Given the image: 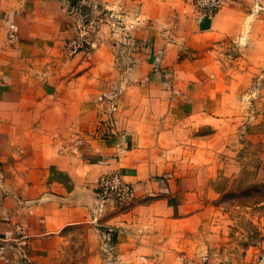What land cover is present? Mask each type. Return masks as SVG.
I'll return each instance as SVG.
<instances>
[{
    "label": "crops",
    "instance_id": "obj_1",
    "mask_svg": "<svg viewBox=\"0 0 264 264\" xmlns=\"http://www.w3.org/2000/svg\"><path fill=\"white\" fill-rule=\"evenodd\" d=\"M61 3L0 0V241L12 237L16 224L24 225L30 235L25 248L34 264L53 261L66 243V227L92 222L97 181L105 173L119 172L135 186L138 198L154 196L142 207L156 217L175 209L166 192L190 198L187 163L192 158L185 150L191 146L181 144L186 129L175 125L221 111L212 109L217 92L203 90L212 83L191 78L190 66L172 59L174 40L165 55L162 41L172 33L165 22L173 10L170 0H140L132 16L139 26L130 35L141 49L110 46L106 66L112 74L103 75L95 53L87 67H77L79 76L59 81L62 91L54 94L52 13ZM245 4L237 0L202 18L205 29L197 33L213 40L237 34L236 18L246 12L241 10ZM193 5L187 11L193 12ZM90 84L91 94H76ZM26 121L34 127L23 129ZM135 210L106 207L99 222L127 240L126 228L138 219ZM3 246L0 264H25L19 247Z\"/></svg>",
    "mask_w": 264,
    "mask_h": 264
},
{
    "label": "rangeland",
    "instance_id": "obj_2",
    "mask_svg": "<svg viewBox=\"0 0 264 264\" xmlns=\"http://www.w3.org/2000/svg\"><path fill=\"white\" fill-rule=\"evenodd\" d=\"M170 1L173 10L165 22L172 33L162 41L164 50L176 42L172 59L189 65L191 78L212 83L203 90L217 92L212 109L221 110L213 118L198 116L175 125L186 129L181 144L191 146L185 150L192 158L187 163L191 197L166 192L175 209L158 217L142 207L154 196L111 204L107 208L116 212L136 208L133 217L138 219L126 228L127 240L126 235L119 240L117 229L100 222L68 226L63 230L66 243L50 264H264V0H246L241 9L246 12L236 18L237 34L223 33L214 40L197 33L205 29L202 18L237 0H227L212 14L194 5L193 12L187 11L190 0ZM139 6L140 0H62L59 8L53 7L54 94L62 91L58 82L79 76L77 67H87L95 53L103 75L112 74L106 66L110 46L124 51L138 46L130 33L139 26L132 17ZM76 40L82 46L71 52L70 43ZM92 78H83L82 87ZM91 93L90 84L76 94ZM32 127L26 121L23 129Z\"/></svg>",
    "mask_w": 264,
    "mask_h": 264
},
{
    "label": "built area",
    "instance_id": "obj_3",
    "mask_svg": "<svg viewBox=\"0 0 264 264\" xmlns=\"http://www.w3.org/2000/svg\"><path fill=\"white\" fill-rule=\"evenodd\" d=\"M227 0H193L197 9L204 13L212 14L219 10ZM72 41L69 46L71 52L77 51L82 45ZM96 202L98 205L97 212L92 217V222L99 224V215L109 205L124 204L125 202H132L136 197L135 186L127 182L124 177L117 171L105 173L99 177L96 188ZM30 238L27 228L22 224L14 226V234L9 239H2L0 241V252L4 249L3 243H12L20 248L21 258L25 264H34V261L28 255L25 248L26 240Z\"/></svg>",
    "mask_w": 264,
    "mask_h": 264
}]
</instances>
